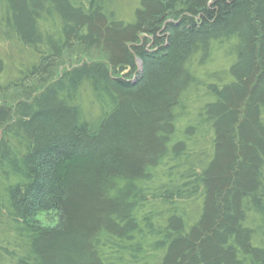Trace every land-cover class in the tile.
<instances>
[{
  "label": "trees",
  "instance_id": "trees-1",
  "mask_svg": "<svg viewBox=\"0 0 264 264\" xmlns=\"http://www.w3.org/2000/svg\"><path fill=\"white\" fill-rule=\"evenodd\" d=\"M0 264H264V0H0Z\"/></svg>",
  "mask_w": 264,
  "mask_h": 264
},
{
  "label": "rangeland",
  "instance_id": "rangeland-1",
  "mask_svg": "<svg viewBox=\"0 0 264 264\" xmlns=\"http://www.w3.org/2000/svg\"><path fill=\"white\" fill-rule=\"evenodd\" d=\"M67 59L68 62L66 66H68L70 63L77 64L81 61H85L87 58L81 55H73L68 56ZM139 66L141 68V64H139ZM35 221L44 227H54L59 223L58 213L55 211L41 213L35 217Z\"/></svg>",
  "mask_w": 264,
  "mask_h": 264
}]
</instances>
